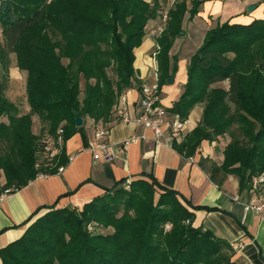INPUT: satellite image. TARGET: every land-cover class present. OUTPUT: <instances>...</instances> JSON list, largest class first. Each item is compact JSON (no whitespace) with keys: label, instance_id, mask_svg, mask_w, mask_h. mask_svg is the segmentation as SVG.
Masks as SVG:
<instances>
[{"label":"trees","instance_id":"1","mask_svg":"<svg viewBox=\"0 0 264 264\" xmlns=\"http://www.w3.org/2000/svg\"><path fill=\"white\" fill-rule=\"evenodd\" d=\"M202 2L192 0L189 8L180 0L167 11L156 39L161 86L178 70L179 57L171 58L170 49L184 31V18L189 12L193 19ZM161 10L160 0H0L2 35L27 72L29 105L22 111L0 84V118L8 120H0V193L19 190L59 165L37 167L42 145L33 132L34 115L52 135L62 131L68 140L84 131L76 116L108 122L118 96L140 89L135 49ZM187 74L169 111L187 120L197 104L204 107L199 123L174 147L190 156L204 140L229 137L222 163L207 168L203 159L202 166L214 180L233 174L241 190H251L252 178L264 173V18L210 28L191 55ZM124 183L80 210L50 206L1 249V264H240L231 243L193 225L190 207L200 205L152 174L131 180L130 190ZM93 220L113 231H89L86 224Z\"/></svg>","mask_w":264,"mask_h":264},{"label":"crops","instance_id":"2","mask_svg":"<svg viewBox=\"0 0 264 264\" xmlns=\"http://www.w3.org/2000/svg\"><path fill=\"white\" fill-rule=\"evenodd\" d=\"M187 1L192 4V0ZM166 4L165 13L173 7L174 1H167ZM249 5H255V8L249 11ZM257 18H264V0H203L193 19H189L187 12L184 32L175 40L170 51L172 56L179 57L174 83L161 86V101L167 109L168 120L176 117L169 109L183 92L189 59L202 44L206 32L219 22L249 23ZM164 20L163 16L149 20L147 25L150 29L146 28L142 45L135 49V66L142 82L152 81L149 68L151 54L156 50V39L163 29ZM140 92L137 86L125 92L131 120H121L113 115L104 123L108 134L104 140L112 144L116 151L113 160L94 159L89 147L96 141L95 131L102 127V122L87 118L83 122V133L78 131L68 140L64 139L63 149L58 155L59 165L52 173H43V176L41 173L23 188L5 193L0 201V251L20 238L50 206L56 204V207L70 206L80 210L85 203L111 189L118 181L125 179L126 184L137 178L148 179V175L152 174L165 187L178 191L192 205L201 206L195 210L190 207L195 214L194 226L210 229L223 241L238 244L233 250L234 260L240 264H264V217L254 211H249L244 217V202L250 201L254 192L241 190L239 179L233 174L219 175L214 180L209 170L202 166L203 159L207 161V168L213 162L222 163L229 137L213 142L204 140L190 156L174 147L175 142H181L177 138L171 139L169 144L157 145L152 139V131L134 121L143 111ZM203 107L204 104L199 103L191 111L187 119L188 132L201 120ZM26 108L29 109L28 103ZM133 134H145L150 139L120 148L119 143ZM61 167L64 169L60 170Z\"/></svg>","mask_w":264,"mask_h":264},{"label":"built area","instance_id":"3","mask_svg":"<svg viewBox=\"0 0 264 264\" xmlns=\"http://www.w3.org/2000/svg\"><path fill=\"white\" fill-rule=\"evenodd\" d=\"M157 49L159 46L157 45ZM157 49L151 56V77L152 81L142 82L140 87V104L143 107V111L136 116L134 121L137 124L143 125L152 131V139L157 145L169 144L171 139L183 140L187 131L188 120H181L174 117L173 119H167V109L163 106L161 101V85L159 83L160 70L159 64L156 58ZM120 118L121 120H131V114L129 111L128 100L126 94L122 95L120 100ZM166 126V128H165ZM167 131V132H166ZM166 134L168 136H166ZM108 135L105 127H98L95 131V142L90 144V150L93 152L95 160L105 159L108 161L113 160L116 157V151L112 144L104 140V137ZM148 140L149 136L145 134H133L130 137L122 140L119 143L120 148H125L131 143H137L140 140ZM64 137L62 133H59L56 137H49L44 144V149L51 156L58 154L63 149ZM64 168L61 167L60 170ZM43 176V173L41 174ZM130 185V180L125 184L126 187ZM251 191L254 192V196L250 201L244 202V217L249 211H254L261 214L264 217V173L256 175L251 180ZM6 190L0 195V201L3 199ZM239 200V197L235 198ZM233 247H237L238 244L231 243Z\"/></svg>","mask_w":264,"mask_h":264},{"label":"rangeland","instance_id":"4","mask_svg":"<svg viewBox=\"0 0 264 264\" xmlns=\"http://www.w3.org/2000/svg\"><path fill=\"white\" fill-rule=\"evenodd\" d=\"M160 1H161V6H162V10H161L162 16L165 19L163 21V23H164V26H162L163 29L160 31V32H162L166 26V21H167V12L166 13L164 12V9L167 7L166 2L167 1H174V4H175L177 1H180V0H160ZM186 2H188V1L186 0ZM188 5L192 6V4H188ZM146 28L149 30L150 26L147 25ZM183 32L184 31H182V34H183ZM177 38L178 37H176V39ZM158 49H157V53H158ZM170 51H171V49H170ZM152 54H151V56H152ZM18 55L19 54H17V52H9L8 51L7 46L5 44V40H4L3 35H2V27L0 24V84H2L3 87L5 88L6 95L9 96L12 101L18 103V105L21 106L22 111L24 110V112H25V111H28L26 108V105H27V100H26V98H27V94H26L27 74H25L23 69L21 70V68L18 67ZM170 56L172 58L173 56H176V55L172 56L170 54ZM156 58L158 61L157 55H156ZM135 62H136V60H135ZM178 62H179V60H178ZM158 64H159V61H158ZM149 68H150V72H151V67H149ZM137 71H138V69H137ZM110 72H111L110 74L113 75V72L112 71H110ZM140 81L142 82L141 79H140ZM145 82H149V81H145ZM125 92H126V90H124L118 96L117 102L113 107L112 116L113 115H116L117 117L120 116V113H119V109L121 107L120 106V100H121L122 95L125 94ZM0 120L8 121L6 117H1ZM99 122H102L101 126H104L105 122H103V121H99ZM33 123H34L33 124V132L35 133V131H36L38 136L40 135V137H41L40 141H41V145H42L41 159H40V161L38 160L37 167H39V168L44 167V168H50L51 169V167H54L55 164L58 162V155L60 153L55 154L54 156H51L48 152L45 151L44 144H45V141L49 137H53V136L56 137L59 133H62V131H59L56 134L52 135V133L49 132V130H48V126L37 115L33 116ZM40 127H42L41 132H40ZM63 146H64V143H63ZM1 182L3 183L4 181L2 180ZM125 189L130 190L131 186L129 185ZM123 213H124V208L122 207L120 212L118 213V216H121ZM80 222H81V220H80ZM86 227L88 228L89 231H92L94 233H104L105 234V233H109V232L113 231V227H104L103 225L99 224L98 222H96L94 220L89 222L88 224H86ZM169 227L170 226L168 225L167 228H169Z\"/></svg>","mask_w":264,"mask_h":264},{"label":"water","instance_id":"5","mask_svg":"<svg viewBox=\"0 0 264 264\" xmlns=\"http://www.w3.org/2000/svg\"><path fill=\"white\" fill-rule=\"evenodd\" d=\"M254 8H255V5H249L248 6L249 11H252ZM174 77H175L174 75H170V77H168V79H167V83L173 84L174 83ZM83 122H84L83 117L76 116V125L77 126H81L83 124Z\"/></svg>","mask_w":264,"mask_h":264}]
</instances>
